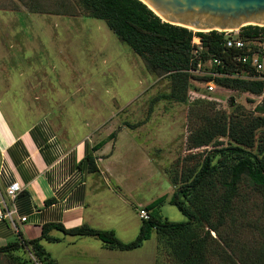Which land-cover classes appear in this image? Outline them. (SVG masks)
<instances>
[{
	"label": "rangeland",
	"instance_id": "374dc122",
	"mask_svg": "<svg viewBox=\"0 0 264 264\" xmlns=\"http://www.w3.org/2000/svg\"><path fill=\"white\" fill-rule=\"evenodd\" d=\"M45 76L52 80H38ZM24 77L31 79L26 84L31 104L53 107L61 125L68 124L70 118L80 129L86 118L96 129L102 124L107 131L113 130L111 138L116 139L120 129H125V136L117 144L115 138L111 140V150L117 146L115 155L107 161L111 173L108 185L113 192H105L111 213L108 226L123 241L137 236L139 231L131 228L141 220L140 208L161 196L165 201L156 209L163 217L187 220L170 199L185 183V174L199 167L201 158L215 143H237L233 133L224 132L228 131L224 119L239 122L264 116L255 110L262 96L233 89L215 88L214 93L224 101L213 107L191 106L166 96L172 88L169 74L152 68L147 58L122 41L105 19L92 17L81 0H0V96L10 94L11 87ZM49 81L61 86L57 100L41 94L42 88L50 91ZM262 135L264 125L254 133L252 145L246 147L257 153ZM206 140L207 145L196 147ZM240 191L250 193L245 184ZM245 204L249 210L246 219L259 218L263 224L264 196L251 193ZM248 230L242 239H261L257 229ZM59 235L65 236L61 232ZM213 236L217 234L213 232ZM66 238L77 242L75 251L69 249L75 253L72 263L71 258L60 255L63 244L44 242L60 264H98L86 257L97 251L103 254L102 264H178L159 244L156 232L133 250H103L101 241L92 237ZM210 243L218 246L217 240ZM24 251L18 256L20 260L40 264L31 250ZM0 264L16 262L3 256Z\"/></svg>",
	"mask_w": 264,
	"mask_h": 264
},
{
	"label": "trees",
	"instance_id": "16d2710c",
	"mask_svg": "<svg viewBox=\"0 0 264 264\" xmlns=\"http://www.w3.org/2000/svg\"><path fill=\"white\" fill-rule=\"evenodd\" d=\"M81 1L92 17L105 19L122 41L138 55L147 58L152 68L169 74L172 88L166 96L191 106L213 107L223 103L220 95L198 84L204 80L203 77L190 72L198 62L192 53L194 36L202 37L204 51L201 58L207 61L221 54L222 33L217 30L195 31L166 22L142 0ZM243 30L246 36L255 32L252 25ZM224 67L217 68L222 75L215 78L216 84L262 96L263 100L255 110L264 113V80L228 76L225 72H232V69ZM224 122L228 129L224 132L233 133L237 143H215L214 148L203 155L199 167L185 174V183L175 190L170 199L187 220L171 221L163 217L156 209L159 203L165 201V196H161L144 206L149 210L150 217L141 219L139 232L131 241L120 239L114 229H99L87 223L75 227L48 223L43 226L39 238L28 239L18 231L15 240L0 247V258L13 257L16 264H33L31 259L25 261L18 257L28 249L40 264H60L42 242L63 241V238L50 234L51 230L56 229L65 235L97 237L106 248L120 250L140 248L156 232L159 244L168 249L178 264H217L222 260L226 261H222V264H264V223L259 218L253 221L246 219L249 210L244 206L251 193L264 196V135L259 139L257 153L246 147L252 145L254 133L264 125V116L239 122L226 118ZM203 142L196 147L209 143L207 140ZM92 159L91 169L97 170ZM243 184L250 189L247 195L240 191ZM247 229H257L261 239H242ZM213 232L217 237L213 236ZM220 239L223 243H220ZM210 240H217L218 246L213 247Z\"/></svg>",
	"mask_w": 264,
	"mask_h": 264
},
{
	"label": "crops",
	"instance_id": "0c3cea01",
	"mask_svg": "<svg viewBox=\"0 0 264 264\" xmlns=\"http://www.w3.org/2000/svg\"><path fill=\"white\" fill-rule=\"evenodd\" d=\"M44 79L52 80L48 76L38 78L40 82ZM29 81L30 78L24 77L11 87L10 94L5 92L0 96V190L4 193L15 181L23 187L15 199H7L16 208L17 228L28 239L41 237L43 226L48 223H62L66 227L87 223L95 228L110 229L111 213L107 209L105 192L106 189L112 191L108 185L111 173L107 161L117 151V146L111 150L114 146L111 140L116 139V136L111 138L113 130L107 131L102 124L96 129L86 118L80 129L70 118L68 124L61 125L53 114V107L31 104L26 87ZM48 86L50 91L42 88L41 94L57 100L61 86L55 81H49ZM124 132V128L120 129L118 139H114L116 144ZM90 158L97 170L91 169ZM23 217L26 220L22 221ZM141 222L137 220L132 226L133 232L139 231ZM59 232L53 229L50 234L63 238L54 243L64 245L60 255L71 258L72 263L75 253L71 252L76 250L77 242L66 238L72 235L61 236ZM17 236L18 231L9 220H0V247ZM101 243V248L107 250ZM102 255L97 251L86 257L102 264Z\"/></svg>",
	"mask_w": 264,
	"mask_h": 264
},
{
	"label": "built area",
	"instance_id": "2783aa9c",
	"mask_svg": "<svg viewBox=\"0 0 264 264\" xmlns=\"http://www.w3.org/2000/svg\"><path fill=\"white\" fill-rule=\"evenodd\" d=\"M250 25L255 30L251 36H246L243 33V28L248 25L234 29H217L224 37L221 54L212 56L207 61L201 58L204 51L202 37L200 35L194 36L192 53L198 59V62L197 67L190 69V72L204 78L200 84H203L208 91L215 92L214 90L217 87L224 88L215 82V78L222 75V72L217 69L221 66L232 69V72H225L228 76L248 80H264V24L256 23ZM22 189L21 183L15 181L6 188L4 193L0 190V220H9L17 231L19 229L16 225V208L13 204H9L8 200L15 199ZM139 216L141 219H148L150 212L143 206L140 208ZM21 220H26V217Z\"/></svg>",
	"mask_w": 264,
	"mask_h": 264
},
{
	"label": "water",
	"instance_id": "95a60500",
	"mask_svg": "<svg viewBox=\"0 0 264 264\" xmlns=\"http://www.w3.org/2000/svg\"><path fill=\"white\" fill-rule=\"evenodd\" d=\"M162 20L197 31L264 24V0H142Z\"/></svg>",
	"mask_w": 264,
	"mask_h": 264
}]
</instances>
